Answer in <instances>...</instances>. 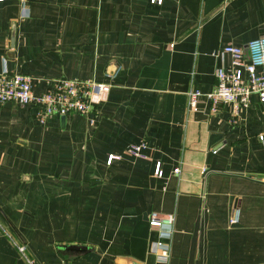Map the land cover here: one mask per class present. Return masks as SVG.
I'll return each mask as SVG.
<instances>
[{"label":"crops","instance_id":"0c3cea01","mask_svg":"<svg viewBox=\"0 0 264 264\" xmlns=\"http://www.w3.org/2000/svg\"><path fill=\"white\" fill-rule=\"evenodd\" d=\"M262 35L264 0L0 1V70L35 93L109 85L46 125L0 102V264H29L22 243L37 264H264V103L189 97L212 91L223 46ZM154 212L175 218L167 262Z\"/></svg>","mask_w":264,"mask_h":264},{"label":"built area","instance_id":"2783aa9c","mask_svg":"<svg viewBox=\"0 0 264 264\" xmlns=\"http://www.w3.org/2000/svg\"><path fill=\"white\" fill-rule=\"evenodd\" d=\"M217 56L221 59V65L215 70L214 88L206 93L201 90L190 92V107L197 108L201 97L208 98L214 106L220 103L233 104L236 111L248 108L253 95L258 96L260 102L264 103V35L252 39L246 46L225 45L218 51ZM227 56L230 58L229 62L225 59ZM34 79L31 75L11 71L6 67L1 69L0 102L35 105L36 118L41 125H46L51 118L58 115L88 114L93 105L104 99L109 86L91 79H54L45 91L35 93ZM260 138L263 139L264 136L261 135ZM143 147L144 145H134L131 150L135 155H140ZM112 158L113 155L109 160ZM175 171L179 172V168ZM158 172L159 169L156 174ZM240 214V208H235L231 221L239 222ZM174 222L175 218L171 214L161 215L154 212L150 216L149 229L159 236L153 242V251L163 262L168 260L169 240L174 230ZM18 250L29 264H37L28 255L25 244L18 245Z\"/></svg>","mask_w":264,"mask_h":264},{"label":"water","instance_id":"95a60500","mask_svg":"<svg viewBox=\"0 0 264 264\" xmlns=\"http://www.w3.org/2000/svg\"><path fill=\"white\" fill-rule=\"evenodd\" d=\"M13 40H14V38H13ZM62 121L63 122L66 121V116L65 115L62 116ZM63 247L69 248V249H76V250H86L87 249L86 246H81V245H67V246H63ZM123 262L125 264H128V263H131L132 260H129L128 258H124Z\"/></svg>","mask_w":264,"mask_h":264}]
</instances>
